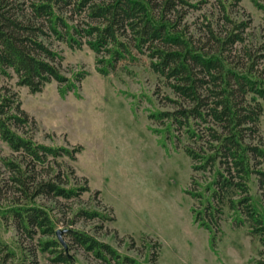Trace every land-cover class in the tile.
<instances>
[{
	"label": "trees",
	"instance_id": "trees-1",
	"mask_svg": "<svg viewBox=\"0 0 264 264\" xmlns=\"http://www.w3.org/2000/svg\"><path fill=\"white\" fill-rule=\"evenodd\" d=\"M240 2L0 0V80L15 79L33 94L54 82L62 96L75 92L87 72L69 77L59 44L72 50L87 46L103 77L121 62L146 57L147 71L169 91L156 95L171 107L150 111L148 118L157 125L151 130L162 146L182 147L191 160L187 192L194 200L195 224L209 233L212 246L228 221L245 228L260 245L255 264H264V208L255 205L251 193L255 177L264 196V18L256 28L244 11L235 17ZM253 2L264 16V5ZM37 125L19 94L1 86L0 140L11 153L1 159L7 176L0 178V264H34L41 255L52 264H82L58 240L59 219L44 202L99 227L114 217L82 203L91 192L89 181L78 177L71 163L84 147L39 142ZM2 228L16 231L20 251L2 238ZM63 235L98 264L157 260L155 250L142 262L85 231Z\"/></svg>",
	"mask_w": 264,
	"mask_h": 264
},
{
	"label": "rangeland",
	"instance_id": "rangeland-1",
	"mask_svg": "<svg viewBox=\"0 0 264 264\" xmlns=\"http://www.w3.org/2000/svg\"><path fill=\"white\" fill-rule=\"evenodd\" d=\"M258 1L264 5V0ZM242 11L256 28L260 26L264 16L253 0H241L235 17L241 18ZM197 15L189 17V22ZM58 48L65 57L63 70L69 77L82 70L87 72L75 92L62 96L54 82L33 94L18 86L15 79L0 80V87L16 91L22 107L36 119L35 137L39 142L84 147L78 160L71 163L78 177L89 181L91 192L83 195L82 203L105 209L114 217L99 227L97 221L76 220L55 202L45 201L59 219L57 231H85L142 262L148 252L155 250V264H255L260 245L245 228H233L228 221L212 246L209 233L195 224L191 211L194 200L187 192L191 189V160L182 147L176 150L172 143L162 146L151 130L157 125L149 120L150 111L171 107L160 103L156 95V91L159 96L169 91L147 71V58L121 62L113 74L103 77L96 71L95 55L87 46L72 50L59 44ZM183 144L187 141L182 137ZM10 153L0 140L1 179L7 176L1 159ZM251 193L255 205L264 208V196L255 177ZM1 233L11 247L20 251L15 230L2 228ZM62 239L70 255L82 264H98L74 248L67 235L62 234ZM24 242V246L29 245ZM152 242L159 245L152 247ZM45 257L39 256L34 264H52Z\"/></svg>",
	"mask_w": 264,
	"mask_h": 264
},
{
	"label": "water",
	"instance_id": "water-1",
	"mask_svg": "<svg viewBox=\"0 0 264 264\" xmlns=\"http://www.w3.org/2000/svg\"><path fill=\"white\" fill-rule=\"evenodd\" d=\"M64 230H58L57 231V237H58V240L64 245L65 249H66V252L68 253L69 252V249H68V245L66 244V242L62 239V234H63Z\"/></svg>",
	"mask_w": 264,
	"mask_h": 264
}]
</instances>
